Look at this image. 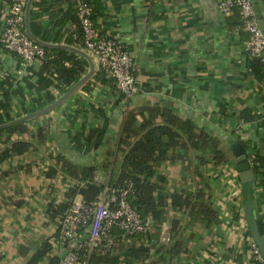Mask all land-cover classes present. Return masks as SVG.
Returning a JSON list of instances; mask_svg holds the SVG:
<instances>
[{
	"label": "crops",
	"instance_id": "1",
	"mask_svg": "<svg viewBox=\"0 0 264 264\" xmlns=\"http://www.w3.org/2000/svg\"><path fill=\"white\" fill-rule=\"evenodd\" d=\"M10 1L0 0V33ZM90 1L96 29L120 42L129 54L137 90L124 98L91 57L94 73L84 88L85 83L58 107L25 121L28 134H13L7 143L5 136L0 137V151L17 140L32 145L26 153L0 164V264H30L42 246L47 251L34 264H56L58 249L53 243L58 219L73 200L82 198L70 197L68 192L84 186L61 173L58 161L92 168L93 180L107 188L109 176L119 173L118 142L127 112L142 110L138 120L147 121L149 114L143 109L148 107L170 109L219 138L231 157L223 166L208 165L202 182L219 222L205 228L186 213L168 210L159 229L152 228L149 239L142 242L151 248L150 257L132 264H205L211 260L210 253L224 263L234 258L244 264L247 247L254 242L232 148L240 144L252 165L258 164L253 200L264 224V180L259 174L264 171V65L259 77L251 73L244 49L247 35L237 12L222 13L219 0ZM33 3L31 34L54 44L50 17ZM255 6L264 20L262 0H256ZM62 9L70 8L65 4ZM39 68L38 64L22 67L19 58L0 45V101L7 100L16 118L49 105L37 89ZM49 91L57 96L55 89ZM42 131L46 136L39 138ZM156 175L164 178L163 188L169 191L201 186L192 166L163 162ZM174 220L181 230L173 238ZM175 242L182 244L173 256L169 249ZM140 244L135 237H124L122 252Z\"/></svg>",
	"mask_w": 264,
	"mask_h": 264
},
{
	"label": "trees",
	"instance_id": "2",
	"mask_svg": "<svg viewBox=\"0 0 264 264\" xmlns=\"http://www.w3.org/2000/svg\"><path fill=\"white\" fill-rule=\"evenodd\" d=\"M82 1L87 3L92 11L91 1ZM65 4H68L70 8L68 11L62 9V5ZM33 6L47 13L48 18L50 17L55 28L52 41L54 44L68 45L85 51L82 31L70 0H35ZM90 18L93 21L92 16ZM67 24H73V28L69 29ZM44 51L45 56L40 64V76L36 84L37 89L44 93L47 103L50 104L87 72L88 65L83 58L65 50L44 49ZM248 65L251 73L259 77L262 66L258 60L250 59ZM87 84L85 83L82 88ZM50 88L57 91L56 97L50 93ZM141 111L138 113L129 111L125 116L118 142V149L122 153L119 173L115 177L109 176L107 188L130 181L132 189L128 195V201L142 218L151 219L153 228H158V225L162 224L168 210L186 213L191 220L199 222L205 228L217 224L218 214L211 204L209 195L204 191L205 185L202 182L206 180L204 172L208 165L220 167L227 164L231 157L230 151L225 148L219 138L207 134L187 120L180 119L170 109L144 108L143 111L149 114V120L140 122L138 115H142ZM15 118L11 115L7 100L0 101V124ZM157 119L161 122L156 123ZM45 133V131L39 133V138H44ZM13 134H28L25 122L0 130V137L5 136V143L9 142ZM31 146L28 141L11 142L0 151V164L11 157L26 153ZM163 162L192 166L193 174L200 179V188L193 191L186 188H173L170 191L164 189V178L156 175L157 167ZM58 163H61V173L79 183H84L82 189L79 187L71 189L68 192L70 197L79 194L83 200L89 202L97 199L106 188L104 184L93 180L92 168L73 166L66 161H58ZM252 166L258 173V164ZM259 174L264 180V171ZM51 175L50 173L49 176ZM179 230L181 227L174 220L170 229L171 236L174 238ZM147 234L133 236L141 242L140 246L122 252L121 243L124 236L113 229L109 235L114 242L112 251L104 252L107 240L102 239L90 253L88 264H132L136 260L148 259L151 248L142 244L144 240L149 239ZM175 243L169 249V253L173 256L178 253L181 242ZM46 251L47 248L42 246L30 264L40 261ZM209 257L211 260L205 264H220L214 261L217 254L210 253Z\"/></svg>",
	"mask_w": 264,
	"mask_h": 264
},
{
	"label": "built area",
	"instance_id": "3",
	"mask_svg": "<svg viewBox=\"0 0 264 264\" xmlns=\"http://www.w3.org/2000/svg\"><path fill=\"white\" fill-rule=\"evenodd\" d=\"M28 0H11L0 33V45L20 60L22 67L40 65L45 51L25 34L24 12ZM264 3V0H262ZM76 11L82 31L85 52L95 58L101 71L115 83L119 93L129 99L137 90L131 58L116 39L101 34L91 20V9L82 0H70ZM222 13L236 11L241 30L247 35L244 49L250 59L264 65V36L257 25L252 0H219ZM132 183L105 188L103 194L92 201L73 200L57 222L54 246L58 249L56 264H88L90 253L102 239L107 240L105 253H110L114 242L109 238L116 229L125 238L146 234L153 227L149 217L142 218L130 205L128 195ZM241 220L245 221L243 214ZM237 226V225H236ZM238 227V226H237ZM248 259L244 264H264L257 246L247 247ZM216 263L223 264L219 259ZM224 264H237L234 258Z\"/></svg>",
	"mask_w": 264,
	"mask_h": 264
},
{
	"label": "water",
	"instance_id": "4",
	"mask_svg": "<svg viewBox=\"0 0 264 264\" xmlns=\"http://www.w3.org/2000/svg\"><path fill=\"white\" fill-rule=\"evenodd\" d=\"M253 1V10L255 12V17L257 20V25L264 36V20L259 18L257 14V9L255 6L256 0ZM33 0H28L25 12H24V24H25V34L30 38L34 43L40 45L44 49H58L65 50L71 52L81 58H83L88 65L87 72L75 83H73L61 96H59L54 102L49 104L48 106L38 110L36 112L27 114L25 116L16 118L10 122H6L4 124H0V130L5 129L7 127L13 126L15 124L25 122L34 117L45 114L54 108L58 107L61 103H63L75 90H77L82 84H84L94 73V65L91 56L87 54L85 51L68 46L63 44H49L42 42L41 40L35 38L30 30H29V13L30 8L32 6ZM233 155L236 159V170L239 174V182L242 194L244 196V212L245 217L249 227L250 236L254 242V244L259 249L260 255L264 260V224L260 219L258 210L255 208L253 193L256 189V181H255V173L253 170V166L251 161L248 158L245 150L241 147L240 144H235L232 148Z\"/></svg>",
	"mask_w": 264,
	"mask_h": 264
}]
</instances>
